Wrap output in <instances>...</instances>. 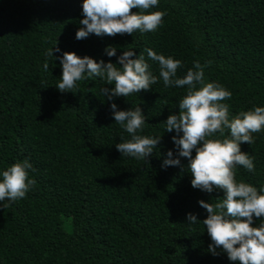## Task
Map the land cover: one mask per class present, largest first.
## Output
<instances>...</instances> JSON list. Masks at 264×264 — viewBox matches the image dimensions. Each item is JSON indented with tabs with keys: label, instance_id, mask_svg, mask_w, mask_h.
Listing matches in <instances>:
<instances>
[{
	"label": "trees",
	"instance_id": "obj_1",
	"mask_svg": "<svg viewBox=\"0 0 264 264\" xmlns=\"http://www.w3.org/2000/svg\"><path fill=\"white\" fill-rule=\"evenodd\" d=\"M154 10L165 15L153 32L77 40L81 0H0V171L28 159L35 180L24 198L0 206V264H236L219 249L208 250L207 212L198 203L222 199V190L193 188L186 167H162L169 149L176 154L175 132L163 131L164 120L178 111L187 86L166 88L158 80L149 90L114 98L119 109L141 107L147 116L141 134H161L147 160L115 147L130 134L101 94L111 85L92 77L71 91L55 87L56 57L71 51L116 62L104 52L113 45L117 56L133 48L179 59V78L194 61L206 64L205 82L232 93L223 101L230 117L264 106V0H159ZM55 40L61 51L46 57ZM144 54L159 76L158 62ZM253 136L241 151L253 157L255 171L239 166L235 178L259 188L264 131ZM187 213L201 221L188 223Z\"/></svg>",
	"mask_w": 264,
	"mask_h": 264
},
{
	"label": "clouds",
	"instance_id": "obj_2",
	"mask_svg": "<svg viewBox=\"0 0 264 264\" xmlns=\"http://www.w3.org/2000/svg\"><path fill=\"white\" fill-rule=\"evenodd\" d=\"M158 4L159 0H81L83 18L79 24L82 26L75 32V38L84 39L90 34L115 36L153 32L165 15L163 11L154 10ZM133 8L138 11L130 12ZM54 50L61 51L56 40L45 56L52 57ZM104 52L109 58L115 56L116 62L88 55L81 57L71 51L56 57L61 74L55 87L61 92L71 91L78 81L92 77L111 85L102 87L101 94L111 102L114 121L130 134V139L115 147L121 155L147 160L157 149L161 134H141L147 123L141 107L135 105L122 110L114 98L149 90L158 80H162L166 88L187 86L178 111L164 120L163 131L175 132L171 139L176 154L169 149L162 167H186L193 188L207 193L222 190V199L214 203L198 201L207 212L202 222L211 240L208 250L213 255L219 254V249L236 264H264V185L258 188L235 178L239 166L248 172L255 171L254 159L248 152L241 151V143L251 145L255 142L253 133L264 131V106H254L230 117L229 105L223 101L231 98V91L217 82H205L207 65L199 61H194L193 67L179 78L177 69L182 63L179 59L145 49L147 58L159 64L157 76L144 52L136 54L133 48H128L117 56V47L113 45H106ZM43 67L49 70L47 63ZM181 158H186V165ZM32 168V163L24 159L0 171V206L26 196L35 184L29 176ZM186 220L193 224L201 221L193 213H187Z\"/></svg>",
	"mask_w": 264,
	"mask_h": 264
}]
</instances>
